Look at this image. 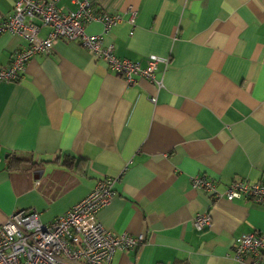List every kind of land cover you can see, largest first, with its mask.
Wrapping results in <instances>:
<instances>
[{
    "label": "crops",
    "instance_id": "0c3cea01",
    "mask_svg": "<svg viewBox=\"0 0 264 264\" xmlns=\"http://www.w3.org/2000/svg\"><path fill=\"white\" fill-rule=\"evenodd\" d=\"M93 10L122 17L105 36L118 57L169 60L156 72L165 86L140 77L129 86L70 41L32 59L19 83H0V226L24 209L49 224L119 177L98 220L145 243L111 264H245L233 259L236 240L264 234V206L217 200L192 178L207 176L220 193L234 181L264 183V0H95ZM13 12V0H0V20ZM25 45L0 34V67ZM205 213L212 224L198 232L194 218Z\"/></svg>",
    "mask_w": 264,
    "mask_h": 264
},
{
    "label": "built area",
    "instance_id": "2783aa9c",
    "mask_svg": "<svg viewBox=\"0 0 264 264\" xmlns=\"http://www.w3.org/2000/svg\"><path fill=\"white\" fill-rule=\"evenodd\" d=\"M13 1L12 16L0 20V34L20 36L26 45L15 54L10 66L0 67V83H19L32 59L50 53L60 41H70L80 43L127 85L135 84L136 77H140L154 84L157 90L164 88V80L158 79L156 72L159 64H168L169 60L152 56L143 67L138 62L118 57L113 45H105V36L123 19L119 15L94 13L95 0H74L78 6L75 12L59 8L58 0ZM136 17L137 11L131 10L130 23L133 25ZM93 22L103 25V34L92 36L86 32ZM42 28L51 30L46 38L41 37ZM151 101L157 102L156 98ZM119 181V177L99 181L86 198L49 224L44 223L41 214L34 209L11 214L0 226V264H111L117 251L140 248L145 243L142 235H115L98 220L99 212L115 199ZM192 186L214 194L217 200L247 199L264 206V183L234 181L220 193L214 180L198 175L192 178ZM211 224L210 214H197L194 218L198 232ZM236 246L235 261L264 264V234L241 236Z\"/></svg>",
    "mask_w": 264,
    "mask_h": 264
},
{
    "label": "trees",
    "instance_id": "16d2710c",
    "mask_svg": "<svg viewBox=\"0 0 264 264\" xmlns=\"http://www.w3.org/2000/svg\"><path fill=\"white\" fill-rule=\"evenodd\" d=\"M75 163H76V161L74 158H71V159L68 158V159H66V161H64V164L69 166V167H74ZM83 163L84 162L82 160L77 163L78 164V167H77L78 171L81 170V168L85 166V164L83 165Z\"/></svg>",
    "mask_w": 264,
    "mask_h": 264
}]
</instances>
